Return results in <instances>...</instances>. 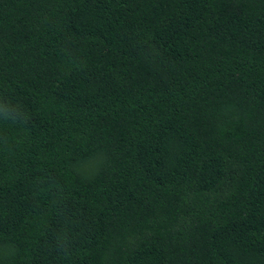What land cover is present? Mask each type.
<instances>
[{
	"label": "trees",
	"instance_id": "1",
	"mask_svg": "<svg viewBox=\"0 0 264 264\" xmlns=\"http://www.w3.org/2000/svg\"><path fill=\"white\" fill-rule=\"evenodd\" d=\"M0 264H264V0H0Z\"/></svg>",
	"mask_w": 264,
	"mask_h": 264
}]
</instances>
